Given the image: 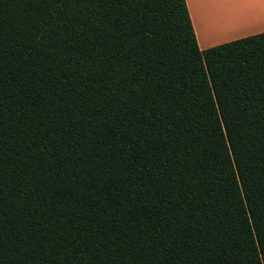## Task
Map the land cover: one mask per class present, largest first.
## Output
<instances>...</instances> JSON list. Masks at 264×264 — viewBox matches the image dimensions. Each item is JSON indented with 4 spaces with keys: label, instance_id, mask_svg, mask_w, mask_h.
I'll return each instance as SVG.
<instances>
[{
    "label": "trees",
    "instance_id": "1",
    "mask_svg": "<svg viewBox=\"0 0 264 264\" xmlns=\"http://www.w3.org/2000/svg\"><path fill=\"white\" fill-rule=\"evenodd\" d=\"M0 264H264V31L0 0Z\"/></svg>",
    "mask_w": 264,
    "mask_h": 264
},
{
    "label": "crops",
    "instance_id": "2",
    "mask_svg": "<svg viewBox=\"0 0 264 264\" xmlns=\"http://www.w3.org/2000/svg\"><path fill=\"white\" fill-rule=\"evenodd\" d=\"M202 49L264 31V0H187Z\"/></svg>",
    "mask_w": 264,
    "mask_h": 264
}]
</instances>
